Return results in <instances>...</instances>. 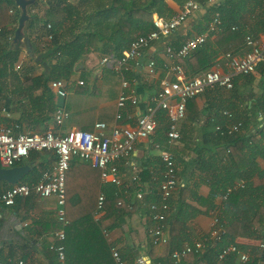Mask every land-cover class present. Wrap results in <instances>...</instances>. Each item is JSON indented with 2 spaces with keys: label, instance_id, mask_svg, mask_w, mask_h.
Instances as JSON below:
<instances>
[{
  "label": "crops",
  "instance_id": "obj_1",
  "mask_svg": "<svg viewBox=\"0 0 264 264\" xmlns=\"http://www.w3.org/2000/svg\"><path fill=\"white\" fill-rule=\"evenodd\" d=\"M78 1L68 0V3L78 8L76 9V16L70 21V27L80 18V28H84L87 23L82 22V18L86 9L91 7L93 10L102 4L109 5L110 3V0H82L81 5H78ZM38 2L40 3L38 7L32 9L31 12L35 17V22L32 29L29 28L30 25L26 27L25 35L35 44L34 46L40 53H46L45 49L51 47L52 44L47 38L48 35L39 34L40 27L44 26L45 23L54 27L57 23L62 22L65 17L63 10L65 6L60 4L59 0H37L36 3ZM166 3L169 13L165 12L163 15L153 14L150 21H153L156 17L171 18L178 14L185 5V3L181 4L175 0H166ZM261 3L258 4L253 0H208L205 5L199 3L200 9L194 11L179 28L170 35L160 37L151 43L135 61H132L133 69L125 75L130 82L127 91L133 90L135 92L137 105L133 106L130 102H127L121 124L133 125L136 118L151 104V99L160 89L161 82L164 79H172L168 70L170 61L166 54L167 48L178 49L188 39L206 31L208 20L213 16L211 11L213 8L222 7L226 18L233 15L232 17L239 20L238 17L244 15L240 27L244 30L245 36L252 35L257 39H264V28L260 24L264 20L262 13L264 0H261ZM35 4L32 6H35ZM246 14H249V16L247 17ZM19 16L20 11L14 0H0V34L13 33L14 37ZM235 27L238 29L239 25H235ZM89 28L93 30L94 25L89 26ZM221 33L222 31L210 37L202 47L193 53L195 56L197 51H202V55L198 54L194 57L193 64L190 62L193 55L187 60L178 61L179 64L181 63L187 78H192L212 69L226 71L224 59L226 53L221 49V45H228L229 42L226 40L220 41L219 35ZM30 34L31 36H29ZM139 36L145 35L139 34L137 37ZM25 50L22 49L20 62L16 67L20 65L24 69H29V75H40L48 71L49 68L46 69L43 65L31 64ZM246 50L247 48H244L234 54L243 55ZM105 56L111 55H105L99 46L97 50H93L77 65V72L72 81H65L68 95L62 108L69 113V116L67 121L62 124L63 126H54L53 114L52 121L47 124V129L44 130L41 127V130L37 132L55 130L64 134L74 128L93 131L94 125L98 122H105L109 125L115 122L116 114L119 111L117 102L122 91V76L115 74L102 64ZM58 60L59 56H54L53 61ZM151 61H154L156 66L154 74L149 73L148 65ZM206 65L208 67L203 69ZM111 75L115 77V83L109 85V76ZM83 77L86 78L84 80L85 84L79 86L78 83L82 81ZM6 81L7 90L10 91L18 83L17 81ZM108 87L112 88L111 93H108ZM35 94L39 95L41 92L38 91ZM54 95L57 105L58 96L55 93ZM16 101L24 103L25 99L17 95ZM59 107L61 106L57 105V108ZM13 108H15V105ZM158 112L164 114L165 120L161 121L157 116L159 125L155 135L148 139L137 140L132 155V161L140 169V186L145 195L144 202L137 200L136 189L138 187L131 181L132 171L124 163H121L120 166L123 186L118 188L119 192L126 205L137 207L138 223L145 226L149 225L148 204L160 202L158 188L164 171L160 154L162 150L170 149L176 160L181 184L171 201L172 207H174L168 220L170 238L172 235L169 222L172 219L176 221L174 227L182 230L181 237L185 242V246L188 241H205L208 239L212 228V212L216 211L217 214L222 216L225 203L223 196L226 190L240 181H243L245 185L244 180L236 178L228 186L229 155L234 154V167H238L243 174H245L244 169L249 163H253L257 170L264 172V62L259 65L255 73L236 76L233 89L228 90L215 86L189 100L187 115L179 124L181 137L174 145L167 143L166 132L169 123L166 112L162 109H159ZM21 113L20 110H14L9 114V118L17 120L20 118ZM3 116L0 111V119ZM235 123L242 124L240 131L232 135L227 134L228 126ZM232 136H237L242 141L231 149L227 145L226 138ZM53 155L54 153L48 152L46 156L52 157ZM75 161L87 168L90 166L84 161L78 159ZM75 161L71 164L67 177H69ZM54 162L51 161L48 167L51 168ZM89 168L93 170L95 175H100V171L94 170L91 166ZM90 169L89 171H91ZM79 172L81 171L78 170ZM78 178L81 179L82 176L78 175ZM100 192L101 190L99 194ZM77 197H75V201H77ZM257 200L259 204H263L264 196L258 195ZM57 209L58 205L55 197L41 199L36 195L18 198L16 203L10 207L1 205L0 252L3 254L13 253L16 258L23 259L29 264L33 261H45L43 246L53 245L56 242L55 232L50 229L49 225L50 221L57 218ZM103 214L104 212L98 216L95 215L94 218L98 219ZM128 222L129 220L126 217L122 224L125 235L128 233ZM243 224L249 228L250 233L255 229L246 221ZM104 233L110 243L119 241V246L115 247L118 251L120 248H126L128 244L127 236H124L121 228ZM251 235L239 236L236 238V243L240 246V251L247 254L248 260H257L256 264H264V256L258 249V241L263 237L262 232H253ZM149 243L150 240L147 237L143 242H136L134 246L137 248L135 249L138 251L139 257H143L151 264L152 260L148 257ZM155 250L158 255H162L165 247L156 246ZM240 264H243L241 260Z\"/></svg>",
  "mask_w": 264,
  "mask_h": 264
},
{
  "label": "trees",
  "instance_id": "obj_2",
  "mask_svg": "<svg viewBox=\"0 0 264 264\" xmlns=\"http://www.w3.org/2000/svg\"><path fill=\"white\" fill-rule=\"evenodd\" d=\"M59 1L60 4L65 6L63 7L64 20L54 27L51 26V28H47L48 24L45 23L44 26L40 27L39 33L41 35H51L52 46L45 49L46 53H40L32 42L34 54L38 56L40 61H36L31 57L28 58L29 62L34 65H42V62H47L49 65L47 72L45 71L40 75H29L30 70L24 69L22 66L20 70H16L22 50L13 46V33L0 34V111L2 112V109H5L8 114H11L14 110L22 112L17 120L7 117L2 112L4 116L0 119V124L14 127L15 133L37 132L41 130V127L44 130L47 129V124L52 121L53 114L57 109L55 95L50 88L51 81H72L77 72V65L89 53L97 50L99 46L105 55L120 58L123 51L129 47L130 43L139 34L146 35L154 30L153 21H150L153 14L163 15L165 12L169 13L166 0H110L109 5L102 4L93 10L91 7L86 9L82 22L87 23V26L80 28L81 20L78 18L79 21H76L70 27V21L76 16V9L78 8L68 3V0ZM175 1L181 4L187 2V0ZM197 1L205 5L208 0ZM255 1L262 4L261 0ZM255 1L253 0V2ZM81 3L82 0H79L78 5H81ZM39 4L38 2L31 9L29 8L31 18L27 26L30 25V29H32L35 22V17L31 14L32 9L38 7ZM211 11L213 15L219 13L223 23L222 33L219 35L220 41L226 40L229 42L228 45L222 44L221 49L225 53H237L239 50L246 48L245 32L240 27L244 15L239 16L238 20L236 17H232L233 15L226 18L222 7H215ZM262 13L264 15V10ZM246 16L248 17L249 14H246ZM212 17L208 20V23ZM260 24L264 28V20ZM93 25L94 29L92 30L89 26ZM235 25H239L238 29L232 30ZM193 53L185 59H178V61L191 58ZM196 53L190 59L191 64L195 61L194 57L198 54L202 55V51ZM56 55L59 56V60L53 61ZM207 67L208 65L203 69ZM109 77V85L114 84L115 77L113 75ZM6 80L17 81L18 83L10 91L7 90ZM84 80H86L85 77L82 78L85 84ZM38 91L41 94H35ZM111 92L112 88L108 87V93ZM17 95L22 96L25 102L19 101L18 103L16 101ZM14 105L15 108H13ZM157 116L161 121L165 120L163 113L158 112ZM226 140L228 147L231 149L242 141L237 136L228 137ZM47 154V151L31 152L28 159L18 164L32 165L30 173L21 180V183H37L42 172L50 169L48 165L51 161H55L56 157L55 155L47 157ZM228 161L230 166V171L227 173L229 174L228 186L236 178L244 180L245 185L243 188L234 190L231 193L223 205L222 216L218 214L224 230L220 239L213 240L208 237L203 251L188 254L184 257L183 264H215L223 249L230 245L238 246L236 238L239 236H248L253 232H262V236L264 235V203L259 204L257 200L258 195L264 196V172L257 170L253 163H249L244 169L245 174L241 173L238 167H234L235 156L232 153L229 155ZM89 167L87 168L75 161L73 169L67 177V196L64 209L68 224L63 226L58 218L50 221L49 227L52 231L56 233L63 230L66 235L64 264H117L112 254V248L118 247L119 241L110 243L104 232L109 233L121 228V232L124 234L122 224L126 217L129 220L128 233L124 236H127L128 244L126 248H120L119 253L125 264H136L139 253L134 244L143 242L147 237L149 239L147 227L142 223H138L137 207L126 205L118 188L110 185L102 186V184L100 186V175H95ZM78 170L81 172L78 173ZM96 171L99 170L96 169ZM78 175H81L82 178L79 179ZM0 185L2 191L11 187L3 181H0ZM100 190L104 191L107 197L103 208L104 214L96 219L94 217ZM76 196H78L77 201H75ZM244 221L255 228L252 233L243 224ZM169 225H171L172 237L169 243L164 246L165 250L162 255H158L155 250L156 246L151 242L149 243L148 257L152 260L151 264H172L170 257L172 251L180 250L185 246V242L181 237L182 230L174 227L176 221L170 219ZM121 237L123 236L121 235ZM192 244L193 242L188 241L187 245ZM238 248L240 250V246ZM43 253L46 258L45 261H33L30 264H60L57 253L51 248V245L43 246ZM239 258L237 253H231L226 257L224 264H240ZM18 260L19 258H16L13 253L3 254L0 252V264H18ZM256 261H250L249 259L243 264H256Z\"/></svg>",
  "mask_w": 264,
  "mask_h": 264
},
{
  "label": "built area",
  "instance_id": "obj_3",
  "mask_svg": "<svg viewBox=\"0 0 264 264\" xmlns=\"http://www.w3.org/2000/svg\"><path fill=\"white\" fill-rule=\"evenodd\" d=\"M200 9L197 0H187L182 10L171 18L156 17L153 20L154 30L145 36L135 38L128 49L122 53L120 58L105 56L102 64L115 74L122 76V91L119 95L117 105L119 111L116 114L115 122L109 125L105 122H98L94 125L93 131L81 129H70L66 133L55 130L44 132H20L15 133L14 127L0 125V166L3 168L14 167L29 158L31 152H52L56 160L52 167L42 172L37 183H18L5 191L0 192V206H13L18 198H26L36 195L41 199L55 197L58 205V221L66 226L68 221L65 218L66 203V179L67 173L71 169L74 159L88 163L92 168L100 171L102 186H113L120 188L123 186L120 166L124 163L132 171L131 181L138 188L136 198L144 202V192L140 186V169L132 161L136 141L148 139L155 135L158 128L157 111L162 109L168 118V130L166 132L167 143L176 144L180 139L179 124L187 115V103L189 100L204 93L212 87H221L231 90L234 88V78L240 75H250L257 71L259 65L264 61V39L260 40L252 35L245 36V46L247 48L243 55L226 53L224 55L226 71L218 69L208 70L192 78H187L178 59H185L193 52L202 47L207 40L219 34L223 30V23L219 13H215L208 23L205 32L188 39L178 49L167 48V57L170 61L168 70L172 79H164L161 87L151 99V104L140 114L133 125H122L124 109L127 102L137 105L135 92H128L130 82L125 77L135 61L142 52L153 42L163 36H168L179 28L194 11ZM51 28V24L47 25ZM232 30H237L234 26ZM51 41L52 36H47ZM149 73H155V62L148 65ZM16 69H21L18 65ZM79 85H84L79 81ZM51 90L58 96L66 98L68 91L63 80H53L50 82ZM2 112L9 117L5 109ZM69 113L61 107L54 113V126L61 127L68 118ZM231 116V115H230ZM242 127L241 123L229 125L226 133L232 135L238 133ZM158 147V146H157ZM161 161L164 164L162 181L158 188L160 202L148 204L149 225H147L150 242L155 246H165L169 243L170 234L168 220L172 212V199L180 188L178 169L175 157L170 149L161 151ZM244 187V182L235 183L226 190L223 198L228 199L234 190ZM106 201V194L101 191L98 197L95 215L103 212ZM121 204V202H119ZM212 228L209 239L218 240L224 230L221 226L220 218L216 211L212 212ZM56 242L51 245L58 257L60 264L65 261V239L64 231L55 233ZM206 241V240H205ZM204 240H197L192 245H186L180 250H173L170 257L172 264H183V259L188 254L200 253L205 248ZM258 249L264 254V235L258 241ZM231 253H237L242 263L248 261V256L242 253L237 245H230L223 249L215 264H224L226 257ZM112 254L117 264H125L119 251L112 248ZM18 264H29L23 259L18 260ZM136 264H149L143 257L137 259Z\"/></svg>",
  "mask_w": 264,
  "mask_h": 264
},
{
  "label": "water",
  "instance_id": "obj_4",
  "mask_svg": "<svg viewBox=\"0 0 264 264\" xmlns=\"http://www.w3.org/2000/svg\"><path fill=\"white\" fill-rule=\"evenodd\" d=\"M15 4L19 8L20 16L18 20V27L15 31V35L12 39V44L16 48L26 49V53L29 57L34 58L36 61H40L38 56L34 54V47L28 36L25 35L26 27L30 21L29 8L37 2V0H14ZM25 47V48H23ZM42 65L49 68L46 62H42ZM65 104V98L58 97L57 105L62 106ZM32 169L31 164L16 165L11 168L0 167V181L14 186L21 182V180L30 173Z\"/></svg>",
  "mask_w": 264,
  "mask_h": 264
},
{
  "label": "rangeland",
  "instance_id": "obj_5",
  "mask_svg": "<svg viewBox=\"0 0 264 264\" xmlns=\"http://www.w3.org/2000/svg\"><path fill=\"white\" fill-rule=\"evenodd\" d=\"M17 70V69H16ZM18 70H20V69H18ZM1 106V105H0Z\"/></svg>",
  "mask_w": 264,
  "mask_h": 264
}]
</instances>
